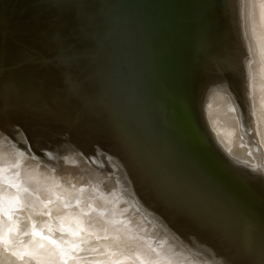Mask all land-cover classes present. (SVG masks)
Wrapping results in <instances>:
<instances>
[{
	"label": "bare ground",
	"instance_id": "1",
	"mask_svg": "<svg viewBox=\"0 0 264 264\" xmlns=\"http://www.w3.org/2000/svg\"><path fill=\"white\" fill-rule=\"evenodd\" d=\"M63 1L65 0H54L57 8L52 6L53 9L48 8L50 0H15L13 3L10 2L9 5H13L11 8L16 2L15 4L19 3L18 6L26 8V11H29L32 6L33 11L45 10L44 13L41 11L43 15L41 12V15L36 11V13L33 12L40 18L39 21H33L30 15L26 16L27 18H22L26 23L20 19L11 20L18 13L13 11L15 8L10 10L8 7V9L6 8L8 11H13L11 12L12 17L6 19L9 16L6 15V9L3 10L4 4L7 5L3 1L1 4L3 7L0 9L5 12L4 14L7 16L5 19L9 21H5L4 18V20L0 19L2 51L8 56H12L15 61H19L24 57V53H29L33 49L31 47H38L42 50L50 49L58 43L56 42L59 40L58 37L62 36V43L70 45L76 53L78 48L86 50L95 48L99 50L98 54L103 55L107 41L124 35L126 41L122 48L123 55L128 57L132 63L131 71L139 73L142 77L141 98L144 110L138 112L132 107L127 97L114 92L101 94L98 98H90L87 93H84L77 98L79 102L74 99L78 104L81 102L77 112L75 111V119L81 125L79 132L71 133V135L61 132L63 136L61 137L63 140H61L58 138L60 134L56 133L60 130L58 123L53 124L43 117L42 113L27 109L24 105V97L10 93L6 85H1L0 97H4L2 107L13 106L11 109L13 112L9 116H3L0 109V234L17 236L27 226L32 225L38 235L47 237L51 242V244H45L43 249L35 254V259H46L48 264H62L55 253L63 244L70 241L73 244V251L79 249L87 251L94 247L93 244L87 243V237L96 240L101 237L103 230L108 234L109 227L105 229L104 224H95L97 220L101 219L97 214L99 210L104 212L108 209L114 212L115 209H121L126 220H132L133 223L128 225L130 231L126 236L136 237V244H132L135 247L131 246L132 248H139V245L145 247L143 243L155 242V240L166 238L168 235L180 236L184 234V226L188 225L186 216L181 214L179 206L175 209L166 206L173 195L178 196L179 202H182L187 196H192L191 212L193 214L205 220L215 218L214 211L220 207L221 198L212 190H204L192 173L177 175L176 171L182 164V156L168 151L169 147L165 143L170 136V130L163 128L158 131L159 122L154 119V112L158 105L149 84L151 67L148 59L141 57L143 54L138 51L136 46L138 41H143L142 35L143 38H148L146 30H143V23L149 24L150 18L145 17L142 10H131L127 7L125 2H129V0H85L82 3H80L82 0H69L68 3H65L66 1L62 3ZM151 2L153 6L152 18L155 17L159 21L166 22L171 34L178 38L175 54L184 60L191 58L198 32L214 31L218 34L217 37L213 36L215 38L205 42L202 49L203 65H201L206 70L209 80L203 91L199 118L201 126L205 128L208 136L220 151L228 153L229 149L222 148L218 134L214 133L207 125V112L218 104L229 111L230 117L234 115L240 121L239 116L246 115L249 111L251 97H255L251 96V92H254V88L260 80L262 81L260 84L264 85V75H262L264 74L262 73L264 72V47L255 50L237 36L239 33H235L238 31L236 18L239 13L248 11L249 7H251V13H257L258 6H264V0H151ZM45 6L48 10L43 8ZM24 14L26 13L22 15ZM155 21L157 22V19ZM262 26L264 28V22ZM221 31H231V37L234 36V38L230 37V41L225 40ZM141 46L140 48H143ZM142 51L146 55H151L149 49ZM3 66L5 65L3 64ZM226 71L233 74L231 81L235 83L239 82L236 80L241 74L242 77L245 74V83H243L245 85L238 87V92L233 94L234 96L229 91L230 82L224 77ZM2 75L4 76L3 73ZM29 75L26 74V76ZM40 75L43 74L40 73ZM105 77L99 76L96 78V82L102 84ZM41 86L44 87V85ZM263 92L260 96H264ZM255 94L258 96V93L254 92ZM72 96L71 93H68L65 95V99ZM260 96L258 99L261 98ZM65 99L64 101H66ZM257 101L252 104L257 105ZM263 101L260 100L262 105H264ZM69 102L71 103V101ZM166 115L170 119L169 114L166 113ZM248 115L244 117L249 120ZM244 117L243 119H245ZM23 122L27 124L26 128L20 127ZM238 126L242 127V122ZM68 129L70 130V128ZM236 138L238 137L236 136ZM243 139L245 141L246 137ZM181 144L183 145V143ZM237 146L239 149V145ZM175 147L178 146L175 145ZM198 149L200 151L201 146ZM256 149L258 148L252 150V154L250 153L251 149H246L249 150L251 158L247 162L244 158L237 156L241 155L238 152V154L234 152L237 155H232L237 162L242 159L243 162H246L242 164L241 168L244 174L247 170L252 171V169L264 172V169H261L264 167V149H258L263 153H259ZM165 150L168 154L165 153ZM246 150L244 149V151ZM190 152L198 156L203 153L202 151L198 153L194 147L183 151L185 154ZM248 152L246 153L248 154ZM247 158L249 159V156ZM237 162H234L235 167L232 169L241 172L236 168L235 163ZM203 166L206 167L207 173L212 176L213 181L218 183L219 178L216 176L217 174L213 173V168L211 169L208 164ZM256 179L258 180V178ZM220 184L222 186V183ZM229 186L227 185L225 188L230 195L228 199L231 200L232 205L235 204V208H238L240 203H236L238 200L236 194L228 191ZM113 191H115L114 195H110ZM44 199H49L48 204L43 203ZM93 199H98L104 208L102 206L100 209L95 207ZM42 204L46 205L47 209L44 210ZM243 210L244 213L247 211L244 207ZM239 214L237 210H234L231 216L237 219L242 215V213ZM247 214H245L246 217L250 218L251 215L248 217ZM105 216L109 215L105 213ZM250 220L252 219H246L247 223ZM244 221H242L243 226L252 227L253 222H250L252 225H248ZM106 224L109 223L106 222ZM173 225L178 227L171 231ZM224 227H228V225ZM261 233L262 231L259 232V234ZM84 235H86L85 238ZM29 238L32 239L31 236ZM118 239L111 238L107 249H111V243ZM29 241L26 239L23 245L17 246L16 255L4 257L6 259L4 264L7 262L13 264V261L16 260L15 264H17L18 259L23 260L26 250H29L31 245ZM248 246L250 245L248 244ZM251 246L253 247V244ZM1 249H5L3 245H0V254L2 255H0V260H3L1 257L5 255L2 254ZM72 250L70 249V251ZM247 251L244 252L247 253ZM12 259L15 260L9 263Z\"/></svg>",
	"mask_w": 264,
	"mask_h": 264
},
{
	"label": "rangeland",
	"instance_id": "2",
	"mask_svg": "<svg viewBox=\"0 0 264 264\" xmlns=\"http://www.w3.org/2000/svg\"><path fill=\"white\" fill-rule=\"evenodd\" d=\"M3 1L7 4L6 6L4 4L3 10H5L7 7L9 8H7L8 10L15 8V10L13 11H16V13H18L12 17L11 12L13 11H8L6 9V15L9 16L7 17L4 14L5 12L0 9V15L2 16V18L0 16L1 20H4L6 17V19L12 17L11 20L15 19V21H17L18 19H20L23 23H26L23 19L27 18L26 16L30 15L33 21H39L40 18L37 16V14L35 15V13L37 12L38 14H40L41 11H43V13L45 11L43 9H40L39 11L35 10V12L33 11V6L31 7V5H29V7H31L29 11H32L30 12V14L28 10H25L26 8L24 9L18 6L19 3L15 4L16 2L14 3V7L11 8V6L13 5L9 4L10 2L13 3L15 0H11L10 2L9 0L8 2H6L7 0H1L0 8L3 7V5H1L3 4ZM65 1H63L62 3L69 2V0ZM84 1L85 0H82L80 1V3ZM49 3H52L51 5L49 4V6L47 5L49 9H51L52 6L53 8H57L54 0H50ZM254 3L256 5V1ZM125 5L131 10H145V5L142 0H129V2H125ZM47 6L43 8L48 10ZM250 10L251 7L248 8V11L245 10L244 12L239 13V15L237 16L238 18H236V26L238 31L235 33H239V35L237 36L243 39L245 43L247 42L248 44H250L251 48L257 50L264 47V28L262 26L264 22V6H258L257 13H251L252 11ZM23 13H28V15H22ZM6 19L5 21H9ZM221 33L225 40H231V31H221ZM210 36L217 37L218 34L211 33ZM1 38L2 35L0 33V65L2 67H0V72L4 74V76L2 75V73L0 74V86L6 85L10 93H14L19 97H24V105L27 107V109L42 113L43 117L50 120L53 124L58 123L60 127V130H58V132L60 133H58L57 131L56 133L60 134L58 137L59 139L63 140V138H61L63 137L61 135V132H66L70 135L71 133L74 134L79 132L81 125L78 124L79 122L76 121L75 116L77 112L76 110L79 108L81 102L78 104L77 102L79 101L77 100V98L82 96L84 93H87L90 98H98L101 94L114 92L119 94L120 96L127 97L130 100L132 107L138 112H142L144 110V103L141 98L143 90L142 77L139 73H134L131 71L132 63L130 62L128 57L123 55L122 48L126 41L124 35L111 38L110 41H107L105 43L106 48L103 55L98 54L99 50L95 48L91 50L78 48L79 50L76 53V51L73 50L70 45H65L62 43L63 37L60 36L58 37L59 40L56 41L58 43L55 44V46L47 50H42L38 47H31L33 49L30 50L29 53H24V59L21 58L19 61H15L12 56H8L2 51L3 41ZM231 38H234V36H232ZM3 64L5 66H3ZM202 65H200L192 78V87L190 91V104L193 110V115L197 118V121H199V145L201 146L200 151L203 152L202 155L198 156L195 155V153L193 154L192 152H190L189 154L183 153V151L186 149V144L178 138V128L176 124L166 117V113L169 114L168 106L164 103L160 94L158 86V74L156 73L154 66H152L151 68V78L149 84L154 96V100L158 105L156 111L154 112V119L159 122L157 125L158 131L163 128H169L170 136L168 137L165 145L169 147L168 151L182 156V164L180 165L176 173L177 175H186L188 173H192L195 176V180L201 185L204 190H212L214 193L216 192L219 195L222 203L220 207L214 211L215 218L205 220L204 218L193 214L191 212V202L193 200L192 196H187L182 202H179V198H177L178 196L173 195L169 199V202L166 206L168 208L173 207V209L179 206L181 214L186 216L188 225L184 226V234L180 236L172 234L168 235L166 238L155 240V242L143 243L146 248L141 245H139V248H132V244H136V237H126L130 231L128 229V225L133 223L132 220H126V216L123 215L121 209V213L120 210L117 209H115L114 212H111L106 209L105 206L106 210H104V212H100V210L99 212H97L99 218L101 219L100 221L97 220L95 224H104L105 229L109 227V230H107L108 234L103 230V235L101 233V237L97 238L96 240L87 237V243L94 245L93 248L87 250L88 252L85 249L73 251V244L70 241H68L66 244H63L57 249L55 253L56 257L60 259L62 264H264V172L263 170L252 169V171L247 170V172L244 174L243 170L241 169L243 167L242 164L245 161L247 162L251 159L250 153L252 154L256 147L258 149H264V109H262L264 105H262V102H260V100L263 101L264 99H261L264 96H260V94H262L263 92L264 85H261L262 81L260 80L259 84L256 85V87H258H255L257 89L256 91L254 88V92L258 93V96H260L261 98L258 99L257 94L254 95V92H251V96L255 97H251L250 107L251 105L255 106H252L251 108L249 107L250 112L247 111L246 115H240V121L234 115V117H230L229 111L224 106L222 107L218 104H216L217 106L214 105L213 107H211L210 111L207 112V125L214 133L218 134L222 148H224V150L229 149L230 154L232 153L230 155L228 154L229 151L228 153L220 151L219 147L208 136L207 131L204 127L201 126L200 123V103L203 91L209 80L206 70L202 68ZM3 69L5 72L3 71ZM11 71L13 72L14 76ZM35 72L39 76H35ZM45 72H47V74H45ZM229 72L230 71L224 72V77L230 82L229 91L233 95L238 92V87L245 85H243V83H245V74L243 75V77L241 74L239 79L236 80V82L239 80L240 83H235L231 81L233 74ZM40 73L43 75H40ZM26 74L30 75L26 76ZM99 76H106L102 84L96 82V78H98ZM27 77H29L30 79ZM36 77L37 79L43 77L41 79H38L40 83L37 81ZM20 78L22 81L20 80ZM41 85H44V87ZM54 87L56 90L54 89ZM258 88H261L262 91L261 89L258 90ZM68 93H71L73 96L69 99H65V95ZM62 95L64 98L62 97ZM64 99L66 101H64ZM3 101L4 97L1 96V112L3 116H9L13 112L11 111L13 106L3 108ZM45 101H47L48 103ZM69 101H71V103ZM256 101L258 102L257 105L252 104V102L255 103ZM74 106H77V108H75ZM252 108L253 110H250ZM247 115L249 120L246 119L247 117H244ZM243 117L245 119H243ZM246 120H248L249 122ZM238 122H240L239 124H241L242 122V127H240L241 125L238 126L239 124L237 125ZM245 125H247L246 129ZM20 127L26 128L27 124L23 122L21 123ZM67 127L70 128V130ZM239 127L242 129L241 131L239 130ZM236 136L238 138H236ZM239 136L240 138L242 136V138L240 139ZM244 137H246L245 141L243 139ZM239 139L241 140V142L239 141ZM181 143H183V145ZM178 144H180L181 146ZM236 144L239 145V149L243 147V149H241L242 151L237 148L238 146ZM175 145L178 147H175ZM199 145L198 148L200 147ZM231 147L234 150L236 149L237 151H234ZM244 149H251V151L249 153V150L244 151ZM197 151L198 153H200L199 149H197ZM258 151L259 153H263L260 150ZM234 152H238L241 155H237L238 153L234 154ZM246 152H248L249 155ZM165 153L168 154L167 150H165ZM245 153L249 156V159L247 158L248 156ZM233 154L244 158L245 161L243 162L242 159L237 162L236 160H234L235 158L232 156ZM203 155L205 156V158ZM234 162H237L235 163L236 168H238V170H241V172H236L234 169H232V167H235ZM202 164H208L211 169L213 168V173L215 175L217 174L216 176L219 178L218 183H215L213 181L212 176L207 173L208 171L206 170V167H204ZM261 169H264V167H261ZM256 178H258V180ZM224 180L226 183L224 182ZM220 183H222V186ZM227 185H230L228 187V191L232 193L234 192V194H236V197L238 199L236 200V203L239 202L241 204L240 205L237 203L238 208H235V204L232 205V202H230L231 200L228 199L230 198L228 197L230 195L226 192L227 189L225 190V188H227ZM156 189L158 190V188ZM114 192L115 191L111 192L110 195H114ZM43 201L44 204H48L49 199H44ZM92 201L94 206L98 209H100L101 206L102 208H104V205H102L98 199H93ZM43 206L44 210L47 209V207H45L46 205ZM243 207L249 212V214H247V211L245 213L243 212ZM238 209H241L240 211L242 212H240ZM234 210H237V212L240 214L242 213L243 216L241 215L242 217L239 216V218L237 219L236 217H232L231 213ZM105 213H107L109 216H105ZM245 214H247L248 217H250L251 215L252 218H247ZM230 217L232 218L230 219ZM240 218L242 221L245 220L244 222L246 223V219H252L249 221V223H247L248 225H250V222H253V225L251 224L252 227L243 226V222L240 220ZM106 222H108L109 224H106ZM226 225H228V227H224ZM230 226L231 228H229ZM176 227L178 226L173 225L171 231H173ZM238 230L243 232L239 233ZM260 231H262L261 234H259ZM29 236H31L32 239H30ZM85 237L86 235H84V238ZM111 238H113L114 240H116L117 238L119 239L117 241H113L111 243L112 248H108V250L107 245ZM26 239L30 240L29 243L31 245L29 247V250H26L25 256L23 260H21L22 262L17 258L19 261L18 263L48 264V261L46 259L39 260L35 259L34 256L37 252L43 249L45 244H51V242L49 241V239H47V237L38 235L32 225L27 226L26 229H24L17 236L11 237L8 235L4 236L0 234V245H3L5 248L1 249L2 254L5 256L1 257L3 260H0V264H4V261H6L4 257L7 258V256L12 254L16 255V251L18 250L17 246L19 247L23 245ZM248 244L250 246H248ZM251 244H253V247L251 246ZM248 248L249 251L255 252L249 253V251H247ZM70 249L72 251H70ZM2 250L5 251L3 252ZM244 251H247L248 254ZM242 252L243 254H241ZM25 259L26 261H24ZM13 260L15 259L8 261L10 263ZM16 261H13L14 263H12L15 264Z\"/></svg>",
	"mask_w": 264,
	"mask_h": 264
},
{
	"label": "water",
	"instance_id": "3",
	"mask_svg": "<svg viewBox=\"0 0 264 264\" xmlns=\"http://www.w3.org/2000/svg\"><path fill=\"white\" fill-rule=\"evenodd\" d=\"M145 5L144 15L150 22L143 23L146 36L142 42L138 41V51L147 58L150 67H155L158 74V86L164 103L168 106L169 117L176 124L178 138L186 144V150L198 149L199 126L197 118L193 115L190 104V91L192 78L203 62V45L213 39L209 32H198L193 44V53L188 60L175 54L178 38L171 34L165 21L152 18L153 6L151 0H142ZM157 19V22L155 21ZM208 34V35H207ZM140 45H142L140 48ZM149 49L151 55L142 50ZM140 57V56H139ZM145 58V59H146ZM249 253H253L249 251Z\"/></svg>",
	"mask_w": 264,
	"mask_h": 264
}]
</instances>
